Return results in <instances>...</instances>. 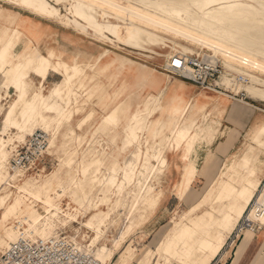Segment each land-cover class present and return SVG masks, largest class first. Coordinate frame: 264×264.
<instances>
[{"label": "rangeland", "instance_id": "374dc122", "mask_svg": "<svg viewBox=\"0 0 264 264\" xmlns=\"http://www.w3.org/2000/svg\"><path fill=\"white\" fill-rule=\"evenodd\" d=\"M1 1L11 4L8 2L9 0ZM49 2L54 3L52 0ZM14 5L11 4L12 8L0 6V38L6 37L13 27L17 28L24 37L23 40L19 41L22 45L20 52L16 57L12 56L9 66L18 60H23L28 53H41L38 47V23L22 15L18 11L21 8ZM61 10L63 13L66 12L64 7H61ZM48 19L55 20L65 26V23L58 17ZM79 21L83 22L82 19ZM68 27L101 44L102 48L99 51L108 50L109 53L104 59V64L107 65L100 66L94 72H90L83 80L75 83V88L79 92L77 95L78 102L72 105L73 107L65 112L61 119L55 113L48 112L46 108L42 107L40 114L46 118L47 128H45L44 121L37 116L35 120L22 124L21 128L9 127L8 132L4 134L5 139L9 140L6 146L8 165L9 145L16 139L23 140L20 138L21 134L24 133L26 137L35 129H41L49 134L48 152L51 155L45 157L43 164L39 165L38 168L43 166L41 170L18 176L19 181L15 184L21 189L14 187L12 180L0 189L1 196L7 194L6 205L2 209L0 208V250L18 236L13 230L14 225L18 226V222L23 220L29 222L37 211V203L32 194L40 193L46 197L48 192L56 188L60 182L67 185V188L56 200L57 207L61 212L52 213L49 219L40 222V234H57L62 231L65 234L77 236V240L81 244L89 247L93 245L96 234L90 228L83 226V223L90 221L102 229L107 238L111 239L117 233L120 222L128 211L126 206L132 199L134 183L126 185L121 190L114 185L102 184V177L112 174V167L117 171V175L121 176L123 161L131 153L139 154V168L144 169L142 165L150 167V164L144 161L146 153L151 156L154 150L164 145L172 128L173 117L178 115V111H172L169 106L170 90L158 96L153 106L152 103L158 88L155 91L146 90L145 92L148 86L147 82L151 80V78L145 77V70L147 67L151 68V74L154 70L153 67L147 66L143 61L158 59L161 65L158 69L169 76L170 74L162 70V67H166L172 55L179 53L170 42L156 46L144 45L145 48L154 50L144 51L128 46L124 42L112 43L93 31L89 30L88 33L85 29L74 27L72 23H69ZM122 30L124 35L125 31ZM41 54L47 55V53ZM221 67L223 68L222 72H224L225 68L222 65ZM133 70L138 72L137 79H130L127 76ZM32 76L29 83L37 86L42 79L39 77V82L35 83ZM170 76L171 78L176 77ZM237 77L239 79L240 75ZM176 78L181 79L180 77ZM58 83L62 85L61 78L47 88L43 85L42 91L46 93ZM6 84L7 79L0 83L2 95L0 99L2 105L0 124H2L3 111L12 104L16 96V91L9 93V87H6ZM199 90L202 89L199 88ZM202 91L198 93L193 106L187 111L181 122L189 125L188 128L180 131L170 141L165 155V167H161V173L150 176L149 183L152 190L149 191L148 200L140 203L123 235L118 240L116 256L128 250L136 253V256L127 264H143V262H139L141 256L148 251L155 250L159 241L175 223L195 225L197 232H202L211 227L212 239H221L222 235L218 232L217 226L222 222L224 213L227 212L223 210V206L230 205L232 209L237 211L242 203L238 196L239 185L234 181L224 177L215 192L212 191V185L219 175L220 166L232 158L230 156L232 153L229 155L228 151L239 134L237 127L242 126L241 121L233 118L231 114L237 112L241 118L247 119L252 111V104L248 102L249 98L258 99L247 96L243 91L235 92H243L249 98L244 97L241 99L243 101L234 100L231 102L232 107L227 118L234 122L235 126H230L231 130L228 136L221 137L219 135L216 138L219 141L214 151L209 147L211 144L208 146L196 139L197 132L204 125V122L214 124L217 118H222L226 111L225 108L223 107L222 114H219L217 109L220 107L222 109L225 100L228 102V97ZM101 106L105 112L103 114L100 110L95 112L93 107L101 108ZM116 106H120V112L115 111ZM124 106L126 108H123ZM254 107L264 112V106L260 105L261 108ZM149 108H154V110L142 128V114ZM240 108L241 110H239ZM135 114L139 115L135 117ZM110 115L114 116V123L106 120V116ZM262 116H257L252 121L249 126L252 131H260L261 124L264 125V113ZM74 118L78 119L75 120ZM73 120L76 122L74 123ZM150 121L154 123L151 124ZM133 132L138 136V141H133L132 144L128 140L132 138ZM51 139H53L52 142ZM118 141L120 142L117 144ZM107 144H109L108 147ZM204 146H207V150H209V157L205 162H203L205 159L202 157L206 150ZM216 151L224 154L220 163L217 161ZM169 152L175 153L179 161L178 158L168 156V162L167 154ZM256 154L257 150L242 153L235 165L243 169L244 160L247 159L251 163ZM150 162L154 166L159 165L153 158H150ZM83 168H87L84 173L82 172ZM99 170L100 172L97 173ZM263 170L264 168L262 172L253 177L254 190L251 196L248 191L245 192L244 196L250 197L242 214L262 186L261 175ZM249 177L251 178V176ZM261 192L262 190L259 191V193ZM197 202H201V207L199 206L192 211V206ZM234 214L231 213V216L235 217ZM234 227L229 231V234ZM177 233L178 230H175L170 236H176ZM227 237L220 240L222 244L218 253L233 252L236 245L238 246L235 250L236 254L243 249V241L240 243V240L232 249L227 247ZM187 241L192 243L191 238ZM105 243L110 246V241L105 240ZM196 252L194 251V253ZM156 258L157 256L152 253L147 262L152 264L157 260ZM114 263L115 259H112L108 264Z\"/></svg>", "mask_w": 264, "mask_h": 264}, {"label": "bare ground", "instance_id": "6f19581e", "mask_svg": "<svg viewBox=\"0 0 264 264\" xmlns=\"http://www.w3.org/2000/svg\"><path fill=\"white\" fill-rule=\"evenodd\" d=\"M49 1L9 0L8 2L41 17H58L65 23V27L72 23L74 27L85 29L86 32L93 31L112 43L124 42L128 46L144 51H154L145 48L144 45L156 46L170 42L179 53L202 54L203 61L206 63H220L225 68L218 81L220 85L234 93L243 91L247 96L257 98L264 103V0H52L54 3ZM61 7L66 9L65 13L62 12ZM79 19H82L83 22ZM122 29L125 31L124 35ZM23 38L22 33L14 27L6 37L0 38V83L7 79L6 87L12 86L16 91L12 104L2 113L0 189L9 184L11 180L14 181V187L21 189L15 184L19 181L20 173L16 170L11 171L7 162L6 146L9 140L5 139L4 134L8 132V128L13 126L21 128L22 124L35 120L37 116L44 121L45 128H47L46 118L40 114L42 107L46 108L48 112L55 113L61 119L65 112L78 102L79 92L75 88V83L105 65L104 59L109 53L105 49L97 53L76 51L69 59H64L60 52L50 48L47 55H42L40 52L28 53L23 60H18L9 66L12 56L16 57L20 52L18 46L21 43L19 41ZM173 57L174 55L169 58L168 63ZM151 70V68H146L145 77L151 74ZM51 72L61 76L62 85L55 84L44 93L42 91L43 82ZM31 75L42 79L37 86L29 83ZM163 93L162 89L156 92L152 106L158 96ZM220 95L228 97L225 94ZM1 97L0 93V99ZM196 97L183 100L175 95L170 99L169 106L172 111H178V115L173 117L172 128L164 145L154 150L151 156L146 153L144 161L150 164V167L142 165L144 169L139 168V154L131 153L123 161L121 176H118L117 171L112 167V174L102 177V184L114 185L121 190L126 185L134 183L132 199L126 206L128 211L122 218L117 233L111 239L107 238L104 231L90 221L83 223V226L90 228L96 234L93 245L88 248L100 259L102 264H108L112 259H115L114 264H127L136 256V253L131 250L116 256L118 240L123 235L140 203L148 200L149 191L152 190L149 183L150 176L161 173V167L166 164L165 155L170 141L180 131L188 128L189 125L181 122L187 111L193 106ZM226 105L227 103L222 106V109H220L221 107L217 109L219 114H222L223 107L226 110ZM1 110L0 103V113ZM153 110L154 108H149L142 114V128L148 122L146 120ZM115 111L120 112V106H116ZM113 117L112 115L106 116V120L114 123ZM150 123L154 122L150 121ZM221 125L222 121L219 118L214 124L204 122L197 132L196 139L209 146L219 135L221 137L228 136L231 130L230 126L224 129ZM259 129L260 131L248 129L244 135V141L235 152H232L230 155L232 158L220 166L219 175L213 182L212 191L215 192L224 177L234 181L239 185L238 196L242 202L237 211L230 205L223 206V210L227 212L224 213L222 222L217 226L218 232L222 235L221 239H212L211 227L197 232L195 225L175 223L159 241L155 250L148 251L141 256L140 263L149 264L147 259L152 256V253L157 256V260L152 264H218L224 261L225 254L218 253L222 244L220 240L226 239L229 231L238 222L253 193V177L262 172L264 168V125L261 124ZM131 137L128 140L129 143L133 144V141H138V136L134 132ZM20 138L24 139L25 134H21ZM252 150H257L253 162L250 163L245 159L244 168H238L235 165L236 160L241 157L242 153ZM202 157L205 162L209 157V150L206 149ZM150 158L157 161L160 166H154L150 162ZM86 170L87 168H83L82 172L84 173ZM99 172L100 170L97 171V173ZM118 178L121 180L119 181ZM263 183L259 189L262 192L258 191L253 198L257 205H263V215L260 219L264 224ZM237 185L235 186L237 187ZM66 188L67 185L60 182L56 188L48 192L46 197L40 193H33L32 197L37 203V211L29 222L23 220L21 221L23 223L18 222V226L14 225L13 230L18 234L14 240L26 236L46 237L52 235H41L39 224L41 221L49 219L52 213L61 212L57 207L56 200ZM246 191L250 196H244ZM6 198L7 194L0 195L1 209L6 205ZM200 204L201 202L194 204L192 211L197 209ZM255 207L256 205L251 206L252 215ZM231 213H235V217H232ZM17 229L19 230L17 231ZM175 230H178V233L171 237L170 234ZM247 234L249 236H245V245L256 233L250 231ZM257 234L262 236V230ZM70 236L77 239V236ZM190 238L192 243L187 241ZM105 240L110 241V246L106 245ZM194 251L197 252L194 253Z\"/></svg>", "mask_w": 264, "mask_h": 264}, {"label": "built area", "instance_id": "2783aa9c", "mask_svg": "<svg viewBox=\"0 0 264 264\" xmlns=\"http://www.w3.org/2000/svg\"><path fill=\"white\" fill-rule=\"evenodd\" d=\"M162 70L172 76L190 81L201 89L225 94L233 100L248 98L243 92L234 93L220 85L218 80L223 70L221 65L206 63L199 55L176 53L166 67H162ZM48 136L47 132L35 129L23 140L16 139L11 143L9 169L18 171L20 175L41 170L43 166L38 168L39 165L43 164L45 156L51 155L48 152ZM261 182H264V178ZM252 205H256L253 215ZM262 215L263 205H257L252 198L227 237V247L232 249L243 236L244 231L256 233L262 229L264 227L260 219ZM0 264H102V262L75 237L60 231L46 237L26 236L10 241L4 249L0 250Z\"/></svg>", "mask_w": 264, "mask_h": 264}, {"label": "crops", "instance_id": "0c3cea01", "mask_svg": "<svg viewBox=\"0 0 264 264\" xmlns=\"http://www.w3.org/2000/svg\"><path fill=\"white\" fill-rule=\"evenodd\" d=\"M0 6L6 7V8H12L10 4L5 3L4 1H0ZM22 15L27 16L31 18L33 21L38 23V30L37 34L39 36V42H38V47L41 53L46 54L48 48H54L57 52H60L62 55V58L68 59L74 52L76 51H84V52H94L97 53L101 48L102 45L97 43L96 41H92L90 38L85 37L83 34L79 33L78 31L72 29L71 27H65L62 24L58 23L55 20L48 19L45 17H41L38 15H35L33 13H30L28 11L19 9L18 10ZM22 45L18 46V49L20 50ZM137 60V59H136ZM140 61V60H139ZM143 61V60H142ZM145 64L149 67H153V73L151 75H148L147 78H151L150 82L148 83V86L145 89L149 91H157L159 89H162L164 93L167 90H170L171 95L170 99L174 97L175 95H178L181 99L186 100L195 96H198V93L202 90V92L210 93L216 95L217 93L212 92L210 90L202 89L199 90V87H197L195 84H193L190 81L184 80V79H179V78H171V76L165 74L160 68L161 65L157 60L155 61H143ZM138 72L136 70H133L131 73H128V77L130 79H137L138 78ZM33 80L35 83L39 82V77L33 75ZM61 76L58 73L51 72L49 75L46 77L44 80L43 84L45 88L53 85L55 82L60 80ZM9 93L13 92L15 93V88L10 86L8 88ZM220 95V94H217ZM249 98V97H248ZM233 99L228 97V102L225 100V103H227V108L226 111L223 113L221 121H222V128H226L228 126L234 127L235 124L231 120H229L227 117L230 112V108L232 107L231 102ZM252 104V107L248 105L249 107L252 108V111L249 114V117L247 119L241 118L237 112H233L231 115L233 118L241 121L242 126L237 127L239 130V134L237 138L234 140L233 145L229 148V155L232 152H235L240 145L242 144V141H244V135L246 133V130L249 128L251 125L252 121L257 117V116H262L263 111L258 109V106L260 105L264 106V103L262 101H258L252 98H249V101ZM240 107V106H238ZM254 107V108H253ZM95 109V112L100 110L101 113L103 114L105 112L103 106L101 108L98 107H93ZM261 108V107H260ZM241 110V108L239 109ZM259 111V112H258ZM262 112V113H260ZM76 117V116H75ZM75 119V118H74ZM76 118L75 120H77ZM74 122V120H73ZM76 122V121H75ZM74 122V123H75ZM1 126V124H0ZM219 139L214 141L209 147L210 149L215 151V147L218 143ZM104 142V140H103ZM120 141L117 142V144ZM109 144H107L108 147ZM113 145V144H110ZM116 145V144H115ZM204 149H207V146H204ZM171 156L172 158L175 157L177 159L178 157L176 156L175 153L169 152L167 154L168 162H169V157ZM216 156H217V161L220 163L222 159L224 158V154H222L219 151H216ZM48 157V156H45ZM179 161V158L177 159ZM200 160H202V157H200ZM264 171V170H263ZM264 178V172L261 175V180ZM161 200V199H160ZM159 205V204H158ZM158 207V206H157ZM262 230V236L258 235ZM250 231H245L243 236L240 238V243L243 241L242 248L245 245L244 239L245 236L248 235L247 233ZM249 236V235H248ZM244 237V238H243ZM259 240V241H258ZM258 242V243H256ZM239 243V244H240ZM238 244V245H239ZM260 244V245H259ZM238 248V246L236 245ZM230 253H225V259L223 263L225 264H264V229H260L258 232H256L255 236L245 245V247L242 249L240 253H235V250ZM253 247V248H251ZM251 248V249H250ZM222 262V261H221Z\"/></svg>", "mask_w": 264, "mask_h": 264}]
</instances>
